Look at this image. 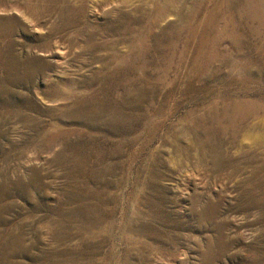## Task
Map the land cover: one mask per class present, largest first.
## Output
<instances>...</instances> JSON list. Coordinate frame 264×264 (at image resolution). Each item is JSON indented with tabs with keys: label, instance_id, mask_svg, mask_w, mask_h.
I'll use <instances>...</instances> for the list:
<instances>
[{
	"label": "rangeland",
	"instance_id": "rangeland-1",
	"mask_svg": "<svg viewBox=\"0 0 264 264\" xmlns=\"http://www.w3.org/2000/svg\"><path fill=\"white\" fill-rule=\"evenodd\" d=\"M0 264H264V0H0Z\"/></svg>",
	"mask_w": 264,
	"mask_h": 264
}]
</instances>
